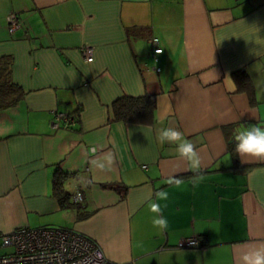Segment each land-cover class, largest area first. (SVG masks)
I'll use <instances>...</instances> for the list:
<instances>
[{"label": "crops", "instance_id": "obj_1", "mask_svg": "<svg viewBox=\"0 0 264 264\" xmlns=\"http://www.w3.org/2000/svg\"><path fill=\"white\" fill-rule=\"evenodd\" d=\"M11 12L22 20L13 32ZM257 21L264 26V0H0V56L12 57L23 90L0 108V234L72 228L109 264H240L248 245L264 242V160L242 162L232 140L264 127V55L254 54L264 39L246 26ZM82 45L94 47L92 61ZM240 70L253 102L237 84ZM144 94L155 95L152 123L113 118L115 99ZM56 111L78 116L54 128ZM166 127L197 146L199 173L158 141ZM98 144L116 157L109 172L89 170L84 151ZM58 170L64 204L52 193ZM173 175L179 184L168 183ZM162 189L167 200L156 199ZM152 202L168 221L164 233L152 225ZM189 238L199 245L179 244Z\"/></svg>", "mask_w": 264, "mask_h": 264}, {"label": "built area", "instance_id": "obj_2", "mask_svg": "<svg viewBox=\"0 0 264 264\" xmlns=\"http://www.w3.org/2000/svg\"><path fill=\"white\" fill-rule=\"evenodd\" d=\"M8 30L13 32L22 25V20L15 12L6 17ZM153 56L161 53L158 38L151 39ZM80 52L83 58L93 60L94 47L82 45ZM159 70V68H157ZM75 121V115L65 112H54L52 127L69 125ZM83 194L76 189L73 201L81 203ZM184 246H198L196 238L184 239L179 243ZM10 247V251L0 254V264H109L99 244L72 228L60 226L28 227L18 226L8 233L0 234V248Z\"/></svg>", "mask_w": 264, "mask_h": 264}, {"label": "clouds", "instance_id": "obj_3", "mask_svg": "<svg viewBox=\"0 0 264 264\" xmlns=\"http://www.w3.org/2000/svg\"><path fill=\"white\" fill-rule=\"evenodd\" d=\"M246 26L257 38L264 39L260 35L264 31V26H261L258 21ZM254 54L264 55V51L259 48L254 51ZM145 127L148 128L149 132L152 131L149 126ZM232 140L235 142V152L240 156L242 162L248 163L247 158L264 160V127L251 125L240 129L234 134ZM158 141L161 144L175 145L177 157L187 164V168L183 169L184 171H191L193 174L201 171L202 160L197 146L185 138L183 132L173 127L161 128L158 134ZM84 156L89 170L93 172H109L116 165V157L113 151L105 144L93 145L90 150L86 149L84 151ZM180 182L181 179L176 178L174 175L168 180L169 184H179ZM155 195L157 200L168 199V193L163 189L159 190ZM150 210L154 214L151 221L152 225L159 229L161 233H164L168 228V221L162 215L160 204L152 202ZM240 264H264V242L248 245L240 255Z\"/></svg>", "mask_w": 264, "mask_h": 264}, {"label": "trees", "instance_id": "obj_4", "mask_svg": "<svg viewBox=\"0 0 264 264\" xmlns=\"http://www.w3.org/2000/svg\"><path fill=\"white\" fill-rule=\"evenodd\" d=\"M12 57L0 56V108L9 107L16 103L23 95L21 86L14 83L10 76ZM235 79L242 90L247 92L251 102L255 100L254 89L249 76L243 71L234 73ZM113 118L125 123L150 124L154 120L156 100L154 94L141 96H121L112 103ZM75 116L76 112L73 113ZM78 116V115H77ZM78 119V117L76 118ZM66 174L56 171L52 180V193L64 204L68 202L69 193L65 189ZM69 204V203H68Z\"/></svg>", "mask_w": 264, "mask_h": 264}, {"label": "rangeland", "instance_id": "obj_5", "mask_svg": "<svg viewBox=\"0 0 264 264\" xmlns=\"http://www.w3.org/2000/svg\"><path fill=\"white\" fill-rule=\"evenodd\" d=\"M10 251V247L0 248V254Z\"/></svg>", "mask_w": 264, "mask_h": 264}]
</instances>
